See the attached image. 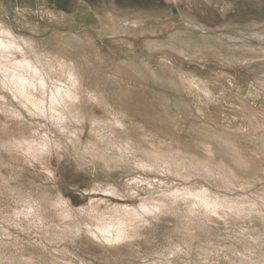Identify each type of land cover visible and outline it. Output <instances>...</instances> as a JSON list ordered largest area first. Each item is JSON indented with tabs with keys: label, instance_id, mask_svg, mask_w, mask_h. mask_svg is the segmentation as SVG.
<instances>
[{
	"label": "rangeland",
	"instance_id": "obj_1",
	"mask_svg": "<svg viewBox=\"0 0 264 264\" xmlns=\"http://www.w3.org/2000/svg\"><path fill=\"white\" fill-rule=\"evenodd\" d=\"M258 30L264 0H0V264H264Z\"/></svg>",
	"mask_w": 264,
	"mask_h": 264
},
{
	"label": "bare ground",
	"instance_id": "obj_2",
	"mask_svg": "<svg viewBox=\"0 0 264 264\" xmlns=\"http://www.w3.org/2000/svg\"><path fill=\"white\" fill-rule=\"evenodd\" d=\"M253 34L255 35V36H257V37H259V38H262V39H264V30H262V31H255V32H253ZM4 44H2V46H3ZM16 46V45H15ZM7 47V46H6ZM3 53V52H2ZM10 55V54H9ZM3 59V58H2ZM2 62V61H1ZM22 62H24V61H22ZM4 63V62H3ZM20 63V62H19ZM31 63H32V61H31ZM23 64V63H22ZM22 64H20L21 65V67H24V66H22ZM28 64V63H27ZM24 65V64H23ZM32 65H33V63H32ZM3 66V65H2ZM25 66H26V61H25ZM30 67H32V66H30ZM26 68V67H25ZM33 68V67H32ZM36 68V67H35ZM26 70H28V69H26ZM29 70H30V68H29ZM8 71V70H7ZM31 71H33V70H31ZM35 71V70H34ZM39 71V70H38ZM39 72H37V74H38ZM40 74V73H39ZM23 75V74H22ZM28 75V74H27ZM15 76V75H14ZM72 79V78H71ZM32 80H34V79H32ZM42 81V80H41ZM74 81V80H73ZM21 82V81H20ZM43 84V83H42ZM20 88V87H19ZM21 90V89H20ZM22 96V95H21Z\"/></svg>",
	"mask_w": 264,
	"mask_h": 264
},
{
	"label": "crops",
	"instance_id": "obj_3",
	"mask_svg": "<svg viewBox=\"0 0 264 264\" xmlns=\"http://www.w3.org/2000/svg\"><path fill=\"white\" fill-rule=\"evenodd\" d=\"M88 2L91 4L92 8L99 6L100 0H88Z\"/></svg>",
	"mask_w": 264,
	"mask_h": 264
}]
</instances>
